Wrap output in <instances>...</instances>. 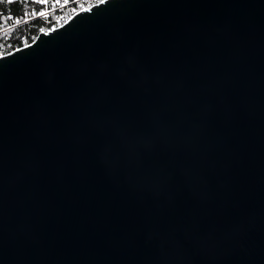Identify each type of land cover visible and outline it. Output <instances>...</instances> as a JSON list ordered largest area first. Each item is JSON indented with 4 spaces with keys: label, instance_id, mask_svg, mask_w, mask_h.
Instances as JSON below:
<instances>
[{
    "label": "water",
    "instance_id": "obj_1",
    "mask_svg": "<svg viewBox=\"0 0 264 264\" xmlns=\"http://www.w3.org/2000/svg\"><path fill=\"white\" fill-rule=\"evenodd\" d=\"M0 264H264V0H106L1 56Z\"/></svg>",
    "mask_w": 264,
    "mask_h": 264
},
{
    "label": "trees",
    "instance_id": "obj_2",
    "mask_svg": "<svg viewBox=\"0 0 264 264\" xmlns=\"http://www.w3.org/2000/svg\"><path fill=\"white\" fill-rule=\"evenodd\" d=\"M61 4L62 0H0V57L31 44L53 21L58 14L54 10ZM40 12L50 15L40 16ZM15 20H20V24L16 25Z\"/></svg>",
    "mask_w": 264,
    "mask_h": 264
},
{
    "label": "built area",
    "instance_id": "obj_3",
    "mask_svg": "<svg viewBox=\"0 0 264 264\" xmlns=\"http://www.w3.org/2000/svg\"><path fill=\"white\" fill-rule=\"evenodd\" d=\"M98 3H99L98 0H62L61 6L57 7V9L54 10V12H57L58 14L54 16L53 21L49 22L46 28H44L41 32H50L66 24L77 13L85 9L91 8L92 6ZM49 15L50 13L46 12L44 16H49Z\"/></svg>",
    "mask_w": 264,
    "mask_h": 264
},
{
    "label": "snow or ice",
    "instance_id": "obj_4",
    "mask_svg": "<svg viewBox=\"0 0 264 264\" xmlns=\"http://www.w3.org/2000/svg\"><path fill=\"white\" fill-rule=\"evenodd\" d=\"M39 2H40V3H47L48 0H39ZM98 2L102 4V3H105L106 0H98ZM32 14L35 15V13H32ZM39 15H40V16H44L45 13H44V12H40ZM15 24H16V25H19V24H20V20H15Z\"/></svg>",
    "mask_w": 264,
    "mask_h": 264
},
{
    "label": "clouds",
    "instance_id": "obj_5",
    "mask_svg": "<svg viewBox=\"0 0 264 264\" xmlns=\"http://www.w3.org/2000/svg\"><path fill=\"white\" fill-rule=\"evenodd\" d=\"M28 46V45H27Z\"/></svg>",
    "mask_w": 264,
    "mask_h": 264
}]
</instances>
